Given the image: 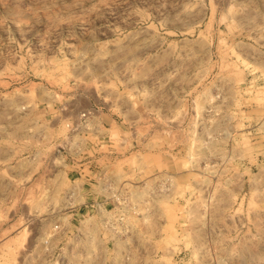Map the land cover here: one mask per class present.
<instances>
[{"label":"rangeland","instance_id":"1","mask_svg":"<svg viewBox=\"0 0 264 264\" xmlns=\"http://www.w3.org/2000/svg\"><path fill=\"white\" fill-rule=\"evenodd\" d=\"M0 264H264V0H0Z\"/></svg>","mask_w":264,"mask_h":264},{"label":"crops","instance_id":"2","mask_svg":"<svg viewBox=\"0 0 264 264\" xmlns=\"http://www.w3.org/2000/svg\"><path fill=\"white\" fill-rule=\"evenodd\" d=\"M101 126H103L102 124H100V121L95 120V119H86V125L85 126H81L82 128V134L85 138L90 137L91 135H93V133H95V131L98 130V128H101ZM68 174H70L71 176H73L74 174L76 175V177L73 179V181H78L81 185L84 184H89V179L91 178V173H92V167L89 164H86L85 162H82L81 164H79V167L77 169H72ZM83 198L85 199V201H90L91 199H93L94 201H101L102 199L98 196V195H93L91 193H84Z\"/></svg>","mask_w":264,"mask_h":264},{"label":"built area","instance_id":"3","mask_svg":"<svg viewBox=\"0 0 264 264\" xmlns=\"http://www.w3.org/2000/svg\"><path fill=\"white\" fill-rule=\"evenodd\" d=\"M85 114H82L81 116H84Z\"/></svg>","mask_w":264,"mask_h":264}]
</instances>
